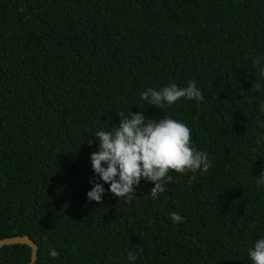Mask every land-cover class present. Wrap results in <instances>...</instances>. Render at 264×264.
<instances>
[{"label": "trees", "instance_id": "trees-1", "mask_svg": "<svg viewBox=\"0 0 264 264\" xmlns=\"http://www.w3.org/2000/svg\"><path fill=\"white\" fill-rule=\"evenodd\" d=\"M261 57L264 0H0V240L30 238L35 264H253L248 250L264 238ZM189 81L202 101L141 99ZM129 108L186 124L210 170L170 171L157 199L143 178L130 201L116 197L91 154L95 133ZM93 180L102 204L88 200ZM31 256L5 246L0 264Z\"/></svg>", "mask_w": 264, "mask_h": 264}, {"label": "clouds", "instance_id": "clouds-1", "mask_svg": "<svg viewBox=\"0 0 264 264\" xmlns=\"http://www.w3.org/2000/svg\"><path fill=\"white\" fill-rule=\"evenodd\" d=\"M262 59L264 57L255 58L253 62L259 66ZM260 75L264 76V67L260 69ZM260 89L259 83L251 88L252 91ZM140 96L158 109L175 105L181 98L197 102L204 99L195 81H189L183 88L175 83L159 91L149 87ZM261 110L264 111V105H261ZM117 114L120 123L113 127V131L95 133L99 146L98 151L91 154V162L99 180L109 184L110 192L120 200L130 201L135 195L134 186H139L142 178L154 184L150 195L157 199L165 191V184L173 179L170 171L186 174L196 173L197 170L207 173L210 170L212 165L208 153L191 146V130L186 124L171 117L149 119L140 112L130 111V108L127 115L125 110L117 111ZM99 180L91 181L93 188L87 197L89 201L102 204L105 188ZM257 184H264V171L258 176ZM169 215L173 224L184 221L178 213ZM248 251L253 264H264V238L257 240L254 248ZM49 255L55 259L59 253L50 246ZM128 259L134 261L136 255L129 252Z\"/></svg>", "mask_w": 264, "mask_h": 264}, {"label": "water", "instance_id": "water-1", "mask_svg": "<svg viewBox=\"0 0 264 264\" xmlns=\"http://www.w3.org/2000/svg\"><path fill=\"white\" fill-rule=\"evenodd\" d=\"M26 245L31 248L32 256L29 264H35L38 259V246L28 237H12L0 240V249L5 246Z\"/></svg>", "mask_w": 264, "mask_h": 264}]
</instances>
